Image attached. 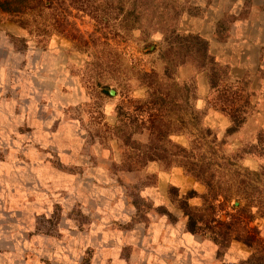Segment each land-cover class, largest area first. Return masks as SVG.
I'll return each instance as SVG.
<instances>
[{"label": "rangeland", "instance_id": "1", "mask_svg": "<svg viewBox=\"0 0 264 264\" xmlns=\"http://www.w3.org/2000/svg\"><path fill=\"white\" fill-rule=\"evenodd\" d=\"M79 4L0 19V264H264V0ZM149 165L205 190L196 230Z\"/></svg>", "mask_w": 264, "mask_h": 264}, {"label": "trees", "instance_id": "2", "mask_svg": "<svg viewBox=\"0 0 264 264\" xmlns=\"http://www.w3.org/2000/svg\"><path fill=\"white\" fill-rule=\"evenodd\" d=\"M68 5L72 4L77 0H67ZM91 0H80V4L77 7L78 10L81 11H92L88 7L86 2H90ZM133 2V7H135L136 2ZM59 3H63V0H0V19L9 18L10 21L18 24L20 27L27 29L28 31L33 32L32 29H35L36 35H45L49 36L47 33L58 32L63 27L66 28L68 26L70 29L74 28V25L69 20L70 13H67L65 16L57 17V8L59 7ZM89 6V5H88ZM134 25H129V27H133ZM40 30V31H39ZM38 31V33H37ZM201 56L206 57L207 54L205 51L201 54ZM236 127H231L228 130L234 131ZM194 193V191H190L189 194ZM237 212L241 213L244 210V207H234ZM187 228L190 231L196 230V218L190 216L188 219ZM220 222V221H219ZM221 223V222H220ZM224 227L229 228L227 223H223ZM255 230V231H254ZM257 229L254 227L252 232H256ZM214 240L217 241L214 235ZM236 239H240L248 244H252L254 242H258L253 235L242 237L240 235L235 236ZM224 240V238H222ZM226 240V239H225ZM219 242V241H218Z\"/></svg>", "mask_w": 264, "mask_h": 264}, {"label": "clouds", "instance_id": "3", "mask_svg": "<svg viewBox=\"0 0 264 264\" xmlns=\"http://www.w3.org/2000/svg\"><path fill=\"white\" fill-rule=\"evenodd\" d=\"M159 38V37H157ZM47 124L51 125V120L47 121ZM47 146V145H44ZM116 164H120L121 160L114 157ZM68 161H66L67 163ZM141 180L147 179L150 187L144 188L139 194L142 197L152 196L153 206L159 207L163 206L167 209L169 213L181 218V222L187 220L188 217L185 216V211L181 207V204L187 205L190 209L200 211L205 206V198L203 196L197 197L189 196V188H196L197 191L203 193L205 190L200 188L196 184L185 185L182 182L181 175L170 171L168 168H163L157 172V168L154 165H149L142 170L140 173ZM135 183V181H132ZM176 189L175 197L173 198L170 189ZM211 256V253H208ZM247 254L241 253L237 259H246Z\"/></svg>", "mask_w": 264, "mask_h": 264}, {"label": "crops", "instance_id": "4", "mask_svg": "<svg viewBox=\"0 0 264 264\" xmlns=\"http://www.w3.org/2000/svg\"><path fill=\"white\" fill-rule=\"evenodd\" d=\"M235 77H239L237 74L235 75ZM262 91H263V98H264V88L262 89ZM202 104H203V102L201 101L200 103H198V105L199 106H202ZM175 173H177V172H175ZM189 178H188V181H187V179H182V181H185V182H187L188 184H191L190 182H189Z\"/></svg>", "mask_w": 264, "mask_h": 264}]
</instances>
